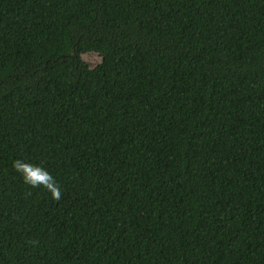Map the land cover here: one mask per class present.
Segmentation results:
<instances>
[{"label": "trees", "instance_id": "16d2710c", "mask_svg": "<svg viewBox=\"0 0 264 264\" xmlns=\"http://www.w3.org/2000/svg\"><path fill=\"white\" fill-rule=\"evenodd\" d=\"M0 264H264V0H0Z\"/></svg>", "mask_w": 264, "mask_h": 264}, {"label": "rangeland", "instance_id": "374dc122", "mask_svg": "<svg viewBox=\"0 0 264 264\" xmlns=\"http://www.w3.org/2000/svg\"><path fill=\"white\" fill-rule=\"evenodd\" d=\"M85 60L88 61V62H91V61H90L91 59L88 58V57H86Z\"/></svg>", "mask_w": 264, "mask_h": 264}]
</instances>
